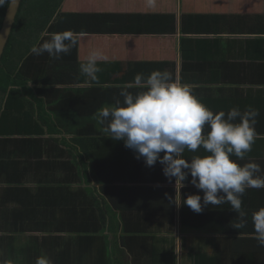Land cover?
I'll return each instance as SVG.
<instances>
[{"label": "crops", "instance_id": "0c3cea01", "mask_svg": "<svg viewBox=\"0 0 264 264\" xmlns=\"http://www.w3.org/2000/svg\"><path fill=\"white\" fill-rule=\"evenodd\" d=\"M62 11L174 14L177 26L175 34L78 35L74 68L96 52L97 63L109 65L97 77L121 64L111 84H91L93 76L80 71L88 76L83 84L30 83L51 116L48 104L56 102L59 90H79L69 119L90 130L0 135V264H36L40 256L53 264H264L251 222L252 213L264 207V188L242 196L249 222L239 230L232 227L237 213L229 202L204 206L200 213L177 206L188 195L203 196L191 176L176 190L159 162L147 167L94 118L101 108L123 101L122 86L137 74L167 71L194 85L214 114L237 106L259 111L251 152L243 160L230 159L240 166L255 162L264 176V0H64ZM42 64L49 74L54 71L51 63ZM42 87L48 90L40 93ZM33 114L39 123V111ZM209 131L205 125L202 134ZM206 155L202 146L183 154L187 160ZM218 255L221 260L214 261Z\"/></svg>", "mask_w": 264, "mask_h": 264}, {"label": "clouds", "instance_id": "9594fccd", "mask_svg": "<svg viewBox=\"0 0 264 264\" xmlns=\"http://www.w3.org/2000/svg\"><path fill=\"white\" fill-rule=\"evenodd\" d=\"M12 2L0 0V7ZM66 41L75 44L70 32L52 33L42 44L34 45L31 52L37 56L47 52L58 59L61 53L69 51L70 44ZM99 58L98 53H91L81 71L94 77L100 71ZM194 87L174 80L167 71H154L147 78L137 74L134 82L122 86L123 101L117 99L114 105L101 108L94 118L104 125V133L110 134L112 140L123 141L147 167L159 162L169 182L175 179L176 190L184 188L191 176V184L203 196L188 195L182 204L175 203L177 206L186 205L200 213L204 206L229 202L237 213L232 227L243 229L249 221L242 209V196L247 189L264 188V176L258 175L259 164L249 162L240 166L230 157L243 160L251 152L258 138L255 125L259 111L248 108L241 112L237 106L227 113L214 114L195 95ZM132 88L143 90L133 94L128 91ZM205 125L210 128L206 135L202 134ZM201 146L210 155L184 158L186 149L195 152ZM251 222L258 245L264 247V207L252 213ZM36 264L53 262L40 256Z\"/></svg>", "mask_w": 264, "mask_h": 264}, {"label": "trees", "instance_id": "16d2710c", "mask_svg": "<svg viewBox=\"0 0 264 264\" xmlns=\"http://www.w3.org/2000/svg\"><path fill=\"white\" fill-rule=\"evenodd\" d=\"M63 3L64 0H23L21 4L0 63V135L45 130L85 133L90 130L85 122L75 119L70 121L69 119L73 112L70 106H73L72 103L75 99H79V90L70 88L59 90L62 93L59 94L56 102L52 100L48 104L52 112L51 116L46 112V104H42L44 100H38L33 89L29 87L30 83L42 86H52L55 83L71 86L85 83L88 76H80L81 65L80 69L76 70L71 63L78 60V35L175 34L176 32L177 18L174 14L71 13L62 11ZM8 6L9 3L0 7V29ZM189 31L187 34L191 33ZM64 32L72 34L75 44L66 41L70 44L69 51L61 53L58 59L50 57L47 52L40 56L31 52L34 45L42 44L50 37V34ZM42 62L51 63L52 65H48V67H53L54 71L49 74L46 69H43L47 66ZM106 65L97 63L99 69L107 67ZM120 65L118 68L106 72L103 77H97L98 72L95 73L89 81L91 84L115 82L113 74L120 69ZM62 70L68 72L63 74ZM78 72L79 76H77ZM47 90L42 87L39 92L43 93ZM37 101L39 106L34 104ZM33 111H39V115H41L38 119L39 123H37ZM225 254L226 252H222L221 256ZM201 256L206 257L204 254ZM196 257L198 261L200 255H196ZM206 258L213 260V258ZM216 260H221L220 255L214 261Z\"/></svg>", "mask_w": 264, "mask_h": 264}, {"label": "water", "instance_id": "95a60500", "mask_svg": "<svg viewBox=\"0 0 264 264\" xmlns=\"http://www.w3.org/2000/svg\"><path fill=\"white\" fill-rule=\"evenodd\" d=\"M23 0H13L9 3L0 29V63L16 23Z\"/></svg>", "mask_w": 264, "mask_h": 264}]
</instances>
